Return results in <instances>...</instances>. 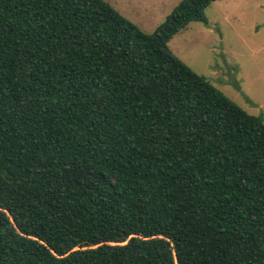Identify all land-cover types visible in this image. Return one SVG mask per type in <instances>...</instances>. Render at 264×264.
<instances>
[{
    "label": "trees",
    "instance_id": "obj_1",
    "mask_svg": "<svg viewBox=\"0 0 264 264\" xmlns=\"http://www.w3.org/2000/svg\"><path fill=\"white\" fill-rule=\"evenodd\" d=\"M106 0H0V264H264V118Z\"/></svg>",
    "mask_w": 264,
    "mask_h": 264
},
{
    "label": "rangeland",
    "instance_id": "obj_2",
    "mask_svg": "<svg viewBox=\"0 0 264 264\" xmlns=\"http://www.w3.org/2000/svg\"><path fill=\"white\" fill-rule=\"evenodd\" d=\"M153 32L181 0H106ZM207 22L193 21L171 50L250 114L264 118V0H216Z\"/></svg>",
    "mask_w": 264,
    "mask_h": 264
}]
</instances>
